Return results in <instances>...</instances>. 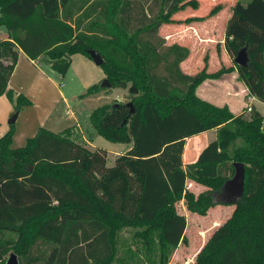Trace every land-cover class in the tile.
<instances>
[{
  "label": "trees",
  "instance_id": "16d2710c",
  "mask_svg": "<svg viewBox=\"0 0 264 264\" xmlns=\"http://www.w3.org/2000/svg\"><path fill=\"white\" fill-rule=\"evenodd\" d=\"M223 5L215 3L206 17ZM198 7L197 0H0V26L8 33L0 40V96L13 101L7 86L19 50L31 60L44 56L62 76L73 55L91 59L92 50L110 88L129 86L133 109L130 114L128 102L105 104L89 114L97 135L131 145L111 167L105 150L86 148L70 130L40 128L18 148L12 147V128L0 137V264L10 251L19 264L122 262L116 233L123 228L135 229L144 264H168L187 227L176 205L183 201L199 216L220 205L214 193L232 178L234 163L244 165L243 196L194 263L264 264L263 117L252 107L234 115L199 98L202 82L233 68L207 73L204 58L203 69L187 75L179 65L188 49L167 45L159 35L162 25L179 22L175 14ZM231 11L226 52L234 59L245 48L247 65L234 63L238 78L264 103V0L237 1ZM103 90L96 84L83 96ZM14 105L17 112L30 102L17 96ZM210 130L216 138L183 167L186 139ZM189 183L203 190L195 193Z\"/></svg>",
  "mask_w": 264,
  "mask_h": 264
},
{
  "label": "crops",
  "instance_id": "0c3cea01",
  "mask_svg": "<svg viewBox=\"0 0 264 264\" xmlns=\"http://www.w3.org/2000/svg\"><path fill=\"white\" fill-rule=\"evenodd\" d=\"M197 1L199 2V7L197 10L186 8L175 14L174 19L178 20L179 22L175 25H168L167 31L163 34V37L166 40L167 45L177 44L188 49V57L179 65L181 71L187 75H194L201 71L205 66L204 58H207V73H215L223 67L233 68L231 71L222 74L219 78L207 79L202 82L196 89V95L215 106H227V108L234 115H238L244 111L246 102L248 103L250 95L244 83L238 78V72L234 66L233 59L226 52L224 46L225 28L232 14V6L237 1L246 4L249 0L246 2H243L242 0L221 1V3L224 4L223 7L216 15L211 17H206L205 13L202 15L199 14L201 2L199 0ZM179 14L183 16H179ZM192 17L206 18L189 23L183 22V20ZM162 27L163 25L159 29V35ZM7 38V31L0 32V40ZM196 56L201 57L200 63L197 66L194 65L195 63L193 59ZM88 63L89 62H86V60L83 62V64H85L87 67L90 65ZM54 73L58 74L52 70L50 64L47 63L44 56L36 60H31L19 50L18 61L7 86V90L13 94V101H10L5 94L0 96V137L5 135L12 128L14 131L12 136V147L18 148L24 146L27 139L34 137L40 128H44L54 133H62L66 130H70L72 132L71 134L76 138V141L88 148L87 142L89 139H86L83 135L79 136L82 133L81 125L76 123L75 125H70L64 129L60 127L61 129L56 130L53 128L61 126L60 121L50 123L47 126L46 124L48 121V114H46L44 117H41L40 113L37 112L39 108L37 109L36 102L39 103L42 100H47V98L51 96L52 92L54 94L53 87L55 88V84L52 80ZM88 77H85L83 80V82L86 79L88 80L86 83H84L85 86H87V89L93 85H96L100 80L99 74L96 73ZM97 94H99V92L95 95ZM17 96H21L25 100L29 101L30 105L22 106L21 109L17 111V116L14 123L9 124L11 117L16 113L14 104L16 102ZM63 99V102H66L65 98ZM249 106L258 111L264 120V112L260 111V107L262 106V109L264 107L263 102L254 98L249 103ZM69 115V119H72L74 112L70 110ZM215 131L216 130H210L186 139L182 154L183 167L196 161L203 148L209 142L215 139ZM117 156L119 155H116L115 158ZM188 187L189 189H193L195 192H200L203 190L201 186L194 183H189ZM181 205L184 207L183 203H181ZM231 211L232 210H230L228 213L230 214ZM220 213L223 214L224 210L208 211L206 217H208L207 223L209 228L219 225L222 222V218L218 217ZM180 214L188 217L186 211ZM195 217L197 219V216ZM201 218L204 219L205 216H202ZM200 226L203 228L202 223Z\"/></svg>",
  "mask_w": 264,
  "mask_h": 264
},
{
  "label": "rangeland",
  "instance_id": "374dc122",
  "mask_svg": "<svg viewBox=\"0 0 264 264\" xmlns=\"http://www.w3.org/2000/svg\"><path fill=\"white\" fill-rule=\"evenodd\" d=\"M201 2L200 5V13L199 14H207L211 6H213L217 2L228 1V0H199ZM246 2L247 0H242ZM208 10V11H207ZM179 16H183L179 14ZM176 23L164 24L161 28L160 35L163 37V34L166 33L168 25H175ZM6 32L3 26H0V32ZM164 38V37H163ZM166 41V40H165ZM200 56H196L194 59V65H198L200 63ZM89 62L88 67L83 64V62ZM99 74L100 80L98 81V85H100L104 78L103 69L100 66H96L91 59L82 54H75L71 57L70 66L65 75L61 76L58 74H53V83L55 84V88L53 87V92L51 96L47 98V100H42L37 103V109L41 115L44 117L48 114L47 126L50 123H55L57 121L61 122V126L55 127L53 129L59 130L61 128H66L70 125H81L82 133L79 135L85 136L88 140V148L91 150L94 149H103L106 151V166H112L114 163V158L116 155H120L125 153L129 148L130 144H113L109 141L105 140L101 136L97 135L94 129L91 127L89 123V114L93 109H96L105 104H116V103H125L130 99L129 94V86L126 89H117V88H104L103 91L99 92L97 95H87L83 97H79L84 95L87 90L86 83L88 80H83L85 77L90 75ZM89 78V77H88ZM66 102H63L64 99ZM247 103V102H246ZM72 110L74 112V116L72 119L70 118L69 112ZM246 110V107L244 108ZM260 111L264 112V107H260ZM247 113V110L245 111ZM46 126V127H47ZM61 127V128H60ZM216 133V131H215ZM216 138V137H215ZM80 139V137H79ZM189 188V187H188ZM193 191V189H190ZM195 192V191H193ZM197 193V192H195ZM183 203V201L181 202ZM179 202L176 205V210L179 213H183L186 211L185 205L184 207ZM185 208V210H184ZM210 210H224V213L218 215V217L222 218V222L229 216L230 210L233 209V205L229 204H220L212 207ZM226 208V209H223ZM184 210V211H183ZM188 214L187 219V228L185 232V240L181 243L176 249H174L169 257L168 264H195V253L200 249V247L206 242L212 230L217 226H213L209 228L208 225V217L207 213L205 218H201L202 216L191 214L186 211ZM197 216V219L196 217ZM217 217V215H216ZM202 223L203 228H201L200 224ZM208 225V226H207ZM200 227V228H198ZM208 227V228H207ZM135 229H122L119 230L116 234L118 237L117 242V254L119 258H125V261L115 262L114 264H144V248L142 243L133 237ZM5 236L7 238L15 239L16 236L10 233H6ZM136 253V255L134 254ZM10 254H14V252L10 251L6 256V261L9 258ZM134 257V258H133ZM139 261H138V260Z\"/></svg>",
  "mask_w": 264,
  "mask_h": 264
},
{
  "label": "water",
  "instance_id": "95a60500",
  "mask_svg": "<svg viewBox=\"0 0 264 264\" xmlns=\"http://www.w3.org/2000/svg\"><path fill=\"white\" fill-rule=\"evenodd\" d=\"M91 60L94 62L96 66H100L102 64L101 57L95 51H89ZM233 62L240 67H245L248 63V56L245 48L239 50L236 56L233 59ZM101 89L109 88L110 83L105 78L103 82L99 85ZM133 93H136V89H131ZM126 106L130 108V114L133 113V109L131 103H126ZM17 116V112L11 117L9 124H13ZM234 174L232 178L228 179L219 191L214 193L216 200L221 204H229L234 205L236 202L243 196V188H244V165L242 163H234ZM5 264H19L17 256L15 254H10Z\"/></svg>",
  "mask_w": 264,
  "mask_h": 264
},
{
  "label": "built area",
  "instance_id": "2783aa9c",
  "mask_svg": "<svg viewBox=\"0 0 264 264\" xmlns=\"http://www.w3.org/2000/svg\"><path fill=\"white\" fill-rule=\"evenodd\" d=\"M254 99V97L250 96L249 97V100H248V103H246V110L247 112H249L251 110V107L249 106V103Z\"/></svg>",
  "mask_w": 264,
  "mask_h": 264
}]
</instances>
